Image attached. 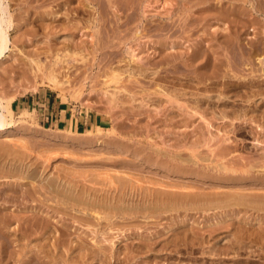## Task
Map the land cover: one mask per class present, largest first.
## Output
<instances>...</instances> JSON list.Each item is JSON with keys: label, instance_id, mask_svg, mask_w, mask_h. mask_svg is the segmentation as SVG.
<instances>
[{"label": "rangeland", "instance_id": "374dc122", "mask_svg": "<svg viewBox=\"0 0 264 264\" xmlns=\"http://www.w3.org/2000/svg\"><path fill=\"white\" fill-rule=\"evenodd\" d=\"M43 1L3 0L13 20L0 57V205L8 201L0 212L43 226L10 244L13 224L6 253L22 264H264L261 209L138 210L97 221L21 186L25 178L87 185L128 170L151 188L171 180L204 194L216 184L264 195V54L248 53L253 41L264 47L256 10L264 0ZM18 170L25 180L10 178Z\"/></svg>", "mask_w": 264, "mask_h": 264}, {"label": "bare ground", "instance_id": "6f19581e", "mask_svg": "<svg viewBox=\"0 0 264 264\" xmlns=\"http://www.w3.org/2000/svg\"><path fill=\"white\" fill-rule=\"evenodd\" d=\"M166 3H167L166 1H163V4H166ZM194 6H196V5H194ZM256 10H258V12H260L261 14L264 13V8L261 9L259 7V9H256ZM213 18H215V17L213 16ZM12 20H11L10 13L8 11L7 6H5V3L3 2V0H0V57L4 54V51L8 48V45H7L8 39H7V35H6V30L11 27ZM215 20L219 22V19L215 18ZM253 25H251V26H253ZM223 26H224V28L221 29L222 31H229V29H230L229 24L223 23ZM226 26H227V28H225ZM224 37H225V35H224ZM253 42L250 43L253 46L252 49L249 48L250 50H249V52L248 51L247 52L249 53V55L254 54L257 56H262L264 54V47H258V44L256 45L255 44L256 42H254V43ZM263 43H264V40H263ZM239 49L241 51L245 50V49H241V47ZM197 51H198V49L193 50V51H191V54L193 55ZM204 52L199 51V55H200V53L202 54ZM243 52H241V53H243ZM247 52L245 50L244 53H247ZM197 55H198V53H197ZM260 63L261 64L263 63L262 59L260 60ZM47 75H48V73H47ZM54 76H53V74H50L49 79H48L49 82L52 84L57 83V80ZM118 78L119 77H117L115 79L117 80ZM112 79L114 80V77H112ZM157 88L158 89L155 91V93H159V94L161 93L162 94L164 92L162 89H160L161 87L159 85H157ZM2 106L0 105V131H2L3 127L6 125L5 120H4V115L2 113ZM6 110H8V109H6ZM244 115H246V114H244ZM238 118H239V115H238ZM221 161H224V160H221ZM220 165L223 166V163L222 162L217 163L216 167H220ZM224 166L225 167H221V169L222 170L224 169V171H225L228 169V166L227 167H226V165H224ZM176 171H177V173L175 171H173V172H175L177 175H184L185 176V174H188V172H190L191 170L186 172L185 170H182V168H177ZM107 172H109V171H106V172L104 171L103 173L97 175V178H100V181H96V182L90 181L87 183V185L85 184L87 181L82 180L80 183V186H79V184L75 185V183L73 184L74 186H72V185H70L69 182L65 184V181H63L61 178L58 179V181H54V182L53 181L50 182L48 179H46V180L41 181L37 185L33 183V181H35V180H33V181H30V182H32L31 183L32 185H31L28 183L30 178H25L28 180V182H26V184L28 183L29 185H31V187L30 186L28 187L26 184L21 185V186L28 188V189L25 188V190H27L25 193L27 194L26 196L29 198H31V196H32L31 194L34 191H37V192L40 191V192H42V193H40V195H42L44 197V200L55 204V206L57 205V207H60V208L65 207L64 209H70L71 212L80 213L81 216L89 214L90 217L95 218L97 221L100 219L110 220L111 218H113V216H114L113 214L118 213V212H126V214H128V215L129 214L131 215V212H139V211L141 212V214H146L148 212L155 213V212H167V211H171V212L177 211V213H178L180 210H183L180 212H184V211H188V210H194V211H197L198 213L199 212L205 213V212H208L210 210H214V211L217 209L225 210V209H230L233 207H235V208H238V207L247 208V206H250L252 208H256V210L257 209L264 210V195L240 193L243 190L242 189L240 190V188H238L239 187L238 185H236V186L234 185L235 187H237L236 189H232L233 187L231 189H229V190H234L235 193H231V192L225 193V192H218L217 191L218 189H221V187L219 188L220 185L216 186V184L211 183V184H213V186L209 187L208 189H212L213 192L204 194V193H201L198 191L197 187H195L196 185L195 186L191 185V184L186 185L187 182L186 183H183V182L180 183V182H175V181L170 180L171 183H164V182H161L162 180H160V182L159 181L155 182V183L151 182L150 185L151 184H154V185L157 184L155 188L154 187L151 188V186L143 185L141 182L137 181V179H136V181H133L132 179H130L131 176H137V175H133V174L131 175V173L128 170H118L117 173H119V175L117 174L118 176H116V177H114L113 175L112 176L109 175ZM1 174H3L2 171H1ZM18 174H21V175H18ZM18 174L17 175L14 174L13 175L14 177H12V176L10 177V175H8L7 177L13 178L14 179L13 181H17V182L19 180H22V179L25 180L24 177H22L23 175H22L21 171L18 170ZM190 175L195 176V174H189L188 176H190ZM184 176H182V177H184ZM197 176L198 175H196V178H197ZM215 176H209L210 180L224 181V182L226 181V182H229L231 184H237V183H235L236 178H234L235 180L233 179L234 176L233 177L228 176L229 178H225V177H219L218 178L217 175H215ZM165 177H167V176H165ZM177 177L180 180L182 179L181 176L180 177L177 176ZM205 178H208V176H206ZM34 179H35V177H34ZM170 179H172V178H170ZM237 180H238V178H237ZM239 180L241 181L240 178H239ZM166 181H167V179H166ZM168 182H169V180H168ZM237 182H239V181H237ZM148 183H149V181H148ZM30 188L33 189V190H31L32 192L29 191ZM167 188L176 189V190H172V191L167 190L166 191L165 189H167ZM242 188H244V187L242 186ZM200 189H202V188H200ZM260 189H262V191H263L264 188L260 187ZM144 190H145V192L142 193ZM215 190L217 192H214ZM244 190H246V189H244ZM10 193H11V191H10ZM100 194H102V195H100ZM14 195H17V194L14 193ZM262 196H263V198H262ZM125 199H126V201H125ZM33 200H34V198H33ZM2 202L8 203V201H6V199ZM3 203H2V205H0V207L3 206ZM4 208H3V210L2 209H0V210L1 211L6 210ZM5 213H7V212H5ZM220 213H221V211H220ZM74 214L75 213H73V215ZM221 214H223V213H221ZM140 216H142V215H140ZM25 217L26 216H24V218H23L22 216L20 217V215L16 214V215L12 216L11 218H9V216H6L4 214V212L3 213L0 212V264H5V262L7 263L11 259L16 261L15 262L16 264H22L19 260H17V259L15 260L14 256H12L10 253H8V252L6 253V250H7L6 245L8 243L6 240H8L7 239L8 236L11 235L8 233L10 232L9 231L10 227L13 226V224L16 226L15 223H17L18 225H17V228H15V230L16 229L17 230L14 231V234H13L15 236V239H13V240L9 239L8 240L10 244L15 243V242H19L18 240H22V239H25V238H28L29 236H31L30 234L33 232V230H31V229H33V228H35V230H38V228H40V230H43V226H41V225L39 226V224L37 223L38 219L36 220V216L31 215V217L30 216H28L26 218ZM107 222H109V221H107ZM7 231H9V232H7ZM16 232H18L21 235L15 234ZM10 233H12V232H10ZM34 233L36 234L35 231H34ZM40 233H41V231H40ZM59 243H60V241H58V239L54 242L55 245L56 244L59 245ZM236 251H233L234 254ZM219 255H220V253H219ZM34 258H35V256H34ZM31 261L32 260L29 259V261L23 262V264H30Z\"/></svg>", "mask_w": 264, "mask_h": 264}]
</instances>
